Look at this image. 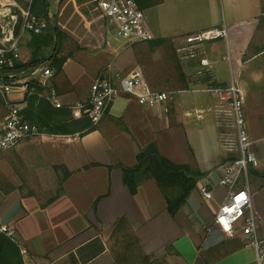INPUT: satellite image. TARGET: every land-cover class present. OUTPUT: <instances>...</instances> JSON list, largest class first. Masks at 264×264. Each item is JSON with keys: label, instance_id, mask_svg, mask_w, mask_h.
<instances>
[{"label": "crops", "instance_id": "crops-1", "mask_svg": "<svg viewBox=\"0 0 264 264\" xmlns=\"http://www.w3.org/2000/svg\"><path fill=\"white\" fill-rule=\"evenodd\" d=\"M163 4L164 1L158 6ZM209 6L207 2L200 13L207 20L186 31H165L168 27L160 29L147 24L152 36L149 42L168 40L176 50L187 35L216 28L217 22L208 19ZM59 7V19H65L69 10L79 12L77 0H62ZM94 7L98 13L96 4ZM221 23L228 28L229 39L224 40L225 52H222V42L212 44V49L207 52L216 76L212 85L226 89L235 81L246 99L255 88L253 101L259 106V114L253 117L246 113V119L251 132L248 135L250 149L259 160L258 167L250 166L249 186L259 222V237L264 242V66L249 65L255 56L264 53V20H233L229 9L227 15L226 6L221 12ZM33 38L25 34L21 39L20 54L24 63L31 61L38 47ZM126 45L128 48L129 44ZM40 46L39 58L43 60L40 65L52 69L54 74L48 80L47 88L38 90L42 96L33 94L26 99L23 112L31 124L37 125L40 135L21 141L12 150L0 154V223L15 230L16 238L28 250L26 259L32 264H257L256 252L247 245L240 224L234 237H228L215 224V216L230 194L229 188L220 183L221 168L228 156L220 146L221 121L217 116L210 113L215 128L207 129L210 133L200 153L190 147L182 160L176 151L163 153L157 142L162 132L178 130L182 126L180 107L176 109L175 120L170 123L173 128H169L171 114H159L140 106L131 96L120 94L102 120L97 125L91 123L95 131L85 133L87 122L78 110L69 108L86 102L91 84L103 78L107 71L111 79L134 71L142 74L133 53L125 48L123 60L118 61L110 44L99 54L102 60L94 72L96 77L85 86L80 79L66 73L72 56H67L62 71L56 73L49 66L55 55L52 48L47 42ZM258 50L260 52L254 54ZM56 57L62 58L60 52ZM227 61L229 72L225 68ZM78 63L81 68L91 69V61L87 59L80 58ZM200 69L198 62L196 70ZM202 86L206 89L207 82ZM203 90L207 96L201 99L202 104L208 109L214 108L217 98ZM50 91L56 93L63 108H55L45 99ZM26 95L25 91H18L10 100L20 103ZM186 113L184 118H190ZM7 114L5 99L0 97V124ZM157 117L165 120L164 128L155 120ZM108 121L113 123L115 130L111 141L100 127L109 126ZM73 122H76L75 126H72ZM214 131L218 135L220 153L215 146ZM152 142L175 163L189 164L206 174L187 205L175 216L167 211L154 181L143 183L138 193L132 195L124 185L123 172L118 167L135 166L140 149ZM67 171L71 173L68 177ZM204 186L213 193L211 200L203 197L200 190Z\"/></svg>", "mask_w": 264, "mask_h": 264}, {"label": "built area", "instance_id": "built-area-1", "mask_svg": "<svg viewBox=\"0 0 264 264\" xmlns=\"http://www.w3.org/2000/svg\"><path fill=\"white\" fill-rule=\"evenodd\" d=\"M37 0H0V97L5 99L8 114L0 124V154L15 148L21 141L40 135V130L31 124L23 112L26 99L35 94L42 96L39 89L47 88V82L53 77V70L39 65L33 68L19 67L27 64L22 62L20 42L25 34L42 36L51 28L54 12L62 0H45L46 12L37 14ZM98 12L103 16L112 31L130 46L147 43L151 40L146 21V11L139 8L136 0H95ZM263 14H264V0ZM52 6H54L52 8ZM229 39L226 26L209 28L187 35L175 53L179 60L198 59L201 69L200 79L196 85L208 86L204 92L211 93L217 98V105L207 110L187 112V117L203 120L208 113H213L219 120L230 119L236 128V135L222 134L220 146L227 156L235 159L225 163L222 170L221 185L228 187L230 194L216 216L215 224L228 237L237 234V225H241V233L247 238V245L256 252L257 264H264V242L259 237V222L253 210L252 196L249 186L250 166L258 167L259 160L251 152L250 140L245 129L244 94L235 81L226 89L213 87L216 78L210 60L207 58L205 43ZM264 47V43H263ZM195 85V86H196ZM18 91L27 93L20 103L10 100L12 94ZM120 94L129 95L142 107L155 110L162 115L170 114L173 105V93L155 91L150 87L141 73L134 71L127 76L117 75L116 78H99L90 87L88 103L77 104L69 109L82 111L93 125H97L105 116ZM55 108H63L54 91L47 93L46 98ZM68 141L71 138H67ZM243 182V184H242ZM201 193L206 200H211L213 193L204 186ZM0 234L10 239L20 250L24 264H32L28 250L23 248L16 238L13 228L0 223Z\"/></svg>", "mask_w": 264, "mask_h": 264}, {"label": "rangeland", "instance_id": "rangeland-1", "mask_svg": "<svg viewBox=\"0 0 264 264\" xmlns=\"http://www.w3.org/2000/svg\"><path fill=\"white\" fill-rule=\"evenodd\" d=\"M77 1L79 5L78 13L80 16H78L76 9H72L68 11V15L65 19H59L60 7L58 5L54 12V18L51 24L55 25L63 35V38L60 39L59 42L58 52H60V56L62 58L72 56V61L66 67V73L71 77L76 78V80L80 79L82 84L84 83L85 86H88L93 78L96 77L94 72L101 63L102 59H100L101 57L99 54L102 51L107 50L108 46L111 44L115 49L118 61H121L124 58L125 54H123V50L126 48L127 43L125 40L119 38L112 31V28L108 23L103 21L100 13L96 12L94 7L96 4L95 0ZM251 1H254L253 5L250 4ZM259 1L260 0H231L230 2L228 0H164L162 6H156L155 8L146 11V21L147 24L156 28L163 29V27H168L165 31H186L193 26L202 24L201 22L203 20H207V18L201 16L203 13V7L207 2L210 3V15L208 19L213 23L217 22L216 25L219 28L223 26L221 23V12L223 9L225 10L226 6L227 15L229 9L233 20L239 21L240 19L256 18L257 20L262 21L264 20V14L261 1ZM84 6L86 8H84ZM75 12L77 15L74 14ZM249 13L251 14L248 15ZM215 43H221L222 52L226 51L224 40L205 43L206 51H210V48L212 49V44ZM126 49L133 53L134 62L138 65L137 69L142 71L145 79L152 85L153 90L173 93L174 100L170 111L171 116L168 117L169 128H173L170 123L173 119L175 120L176 109L180 107L181 116H183L180 129L162 132L157 137V142L163 153L169 154V151H176L180 160H182V157L185 156L186 150L190 149V147L194 148L197 154L200 153V148L202 147L203 142L207 141L208 133H210L207 132V129L214 130L212 129L214 123L211 120V114H206L203 121H197L195 117L184 118V113L187 111L194 113L196 109H208L201 102V99L207 96L202 92L203 86L196 85L200 80L198 78V70H196L198 69L199 60L190 59L187 61H181L178 59L175 50L172 51L168 46L163 47L162 49H151L148 43H140L132 46L129 45ZM262 49L264 50V48ZM259 52L260 50L254 52V54H258ZM251 53L252 52L249 54ZM80 58L91 61L90 70L88 68L80 67L81 64L78 63ZM249 65L252 67L264 66V53L255 56ZM225 68L229 72L228 61L227 64H225ZM105 75L106 77L110 76L108 71L104 73L102 77ZM225 77H227V74H225ZM186 82L188 85H186ZM254 90L255 88H252L249 98L247 97L246 99V96L244 95L245 100L243 111L246 121L245 129L248 135H250L251 132L248 131L249 121L246 119V113L248 115H253V117H256L259 114V106L253 101L255 98L253 94ZM88 99L86 102L82 103V105H86ZM78 111L80 112V117L82 119L86 122L92 123L87 115L80 110ZM155 120L164 128L165 120H161L158 117L155 118ZM220 121V137L225 133L236 135V128L233 125V119H230L229 126H227V119ZM108 123L109 126L104 127L100 125V127H102L107 139L111 141L115 130L113 123L111 121H108ZM215 139V146L217 145V150L220 153L217 132H215Z\"/></svg>", "mask_w": 264, "mask_h": 264}, {"label": "trees", "instance_id": "trees-1", "mask_svg": "<svg viewBox=\"0 0 264 264\" xmlns=\"http://www.w3.org/2000/svg\"><path fill=\"white\" fill-rule=\"evenodd\" d=\"M164 0H136L140 9L146 11L160 5ZM47 3L45 0H37L35 2V12L37 14H44L46 12ZM54 25L51 26L46 36H34L33 42L36 50L32 56L31 61L19 67L33 68L43 63L39 58V51L41 44L47 42L52 48L54 56L50 59V67L55 69L56 73L62 71L67 58L58 59L59 42L63 35ZM151 49H160L168 46L172 51L174 47L168 40H157L148 42ZM186 85L187 82H186ZM88 128L85 133L95 131V127L91 122H87ZM73 122L72 126H75ZM235 159V156H228L224 159L228 163ZM123 172V183L129 189L132 195L138 193L139 187L147 182L154 181L158 186L163 199L165 200L167 211L171 216H175L181 211L195 191L199 181L206 176L198 169L193 168L189 164H177L174 161L163 155L155 142L147 144L141 148L136 156V164L133 167L118 166ZM60 169V168H58ZM66 177L71 175L68 171ZM99 199L95 202V207ZM122 222V220H121ZM119 222V225L121 224ZM0 264H24L23 258L20 254L19 248L5 235L0 234Z\"/></svg>", "mask_w": 264, "mask_h": 264}, {"label": "water", "instance_id": "water-1", "mask_svg": "<svg viewBox=\"0 0 264 264\" xmlns=\"http://www.w3.org/2000/svg\"><path fill=\"white\" fill-rule=\"evenodd\" d=\"M53 28H54V30H56V26L55 25L53 26Z\"/></svg>", "mask_w": 264, "mask_h": 264}]
</instances>
